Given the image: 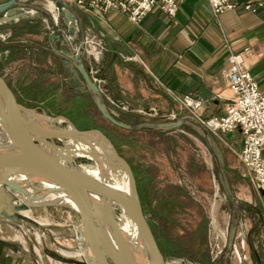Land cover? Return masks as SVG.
<instances>
[{"label": "rangeland", "instance_id": "374dc122", "mask_svg": "<svg viewBox=\"0 0 264 264\" xmlns=\"http://www.w3.org/2000/svg\"><path fill=\"white\" fill-rule=\"evenodd\" d=\"M228 1L234 4L233 7L237 5L233 0ZM179 2L180 0L177 8ZM74 3L84 9L97 7L81 5L76 0ZM246 4L248 7H245ZM15 5L22 7L24 11L21 13L24 14L2 20L3 14L0 13V80L18 102L35 113L46 118L65 117L79 129L98 128L109 138L115 150L130 166L145 221L165 264H264V189L256 187L251 172L239 159L236 140L224 136L228 131L210 130L204 123L210 115L201 117L196 114L200 105L190 109L185 104V95L196 96H173L179 104L177 109H169L167 112L164 110L161 117L157 116L154 107H149L146 114L113 104L100 72V55L105 49L104 43L96 34L84 33L74 50L75 55L80 57L82 65L88 69L87 58L91 56L88 51L100 50V55L95 60L94 73L100 96L114 117L134 127L123 128L111 123L100 114L90 94L81 93L65 79L58 56L51 57L50 60L53 64L49 66L56 67L54 72L48 69V65L45 69L34 61V56L41 60L44 55L30 48L27 39L32 38V34L40 36L36 29L39 23L35 20L34 11L45 10L38 3L34 4L36 7H32L16 0ZM241 6L253 10L248 2ZM102 10L119 11L126 16L121 10ZM54 20V25L57 26V20ZM88 35L96 43L88 42L86 45L85 38ZM237 52L240 54V51ZM184 110L193 115L191 119H196L206 129L207 137L182 115ZM180 117H184L182 122L173 127H135L141 122L175 121ZM44 123L66 127L65 121ZM10 141L0 128V143L9 144L12 142ZM54 142L62 145L60 141ZM71 159L78 165H91L93 162L82 155L71 156ZM28 185L33 191L40 188L36 182ZM6 187L5 183L0 182V189ZM0 192V208H3L1 204L10 205L15 199L6 190ZM34 200H26L24 206L20 204L9 209L8 213L15 211L17 220L0 218V239L14 243L4 245L0 242L4 262L87 264L83 258L76 256L54 258L43 247L54 253H59L56 251L60 248L68 254H78L84 239L73 228L87 231L93 228L89 224L82 226L80 215L73 206L58 202L45 204ZM23 209L28 210L25 213L28 216L19 213ZM22 219L34 225L37 221L43 224L41 231L44 237L38 243L31 233H23L17 226ZM105 259L108 264H112Z\"/></svg>", "mask_w": 264, "mask_h": 264}, {"label": "crops", "instance_id": "0c3cea01", "mask_svg": "<svg viewBox=\"0 0 264 264\" xmlns=\"http://www.w3.org/2000/svg\"><path fill=\"white\" fill-rule=\"evenodd\" d=\"M19 1L32 7L38 3L45 10L34 11L40 36L32 34L27 39L30 48L44 55L41 60L34 56V61L54 72L50 60L58 56L65 79L81 93L89 94L76 67L74 50L84 33L92 32L102 40L103 84L110 101L123 109L147 114L149 107H154L161 117L166 110L177 109L173 96L189 94L200 99L197 115L221 114L235 95L224 75L229 50L240 51V67L264 90V0H233L235 7L216 15L206 0H180L173 15L153 8L138 23L119 11L81 8L74 0H58L61 11L53 6L56 0L52 4L51 0ZM246 2L253 10L241 6ZM70 27L72 32H68ZM182 115L188 120L193 116L185 110ZM224 136L236 140L239 150V129ZM2 250L0 264H9L4 262Z\"/></svg>", "mask_w": 264, "mask_h": 264}, {"label": "water", "instance_id": "95a60500", "mask_svg": "<svg viewBox=\"0 0 264 264\" xmlns=\"http://www.w3.org/2000/svg\"><path fill=\"white\" fill-rule=\"evenodd\" d=\"M15 3L16 0H4L0 2V13L3 14L2 20H10L20 14H24L21 13L24 9L20 6H16ZM54 5L58 11H61L60 1H54ZM68 32H72L71 27L68 28ZM79 53H81V51H79ZM74 60L80 77L86 84L92 101L100 114L117 126L133 128L134 126L117 119L109 112L100 96L96 81L90 80L86 72L87 68H84L78 55L74 56ZM157 116L160 117V115ZM0 117V120L4 124L2 126L3 131L11 136L13 144L15 145V148L12 150H0V170L13 169L35 173L41 178L52 180L61 185V187L70 192L75 198L78 205L77 212L80 215V221L83 225H85L86 221L85 214H83L84 208H93L92 201L90 202V196L93 195H98L100 198L106 200L108 204L115 205L116 208L134 223L139 241L143 245V253L139 256L132 253L126 238L115 227L114 216L112 211L107 209L108 206H106L105 210L102 212L101 210L96 212V209H93V214L95 216L98 214L100 216H104V214L108 216L112 238L109 239L104 231L102 232V244H98L95 243L96 236L94 230H88L86 234L83 233V246L87 244L90 248V253H87L85 258H83L87 264H108L105 258L112 264H165L163 255L158 249L145 221L130 166L126 160L118 154L109 138L100 129L76 128L65 117L70 127L45 124L44 121L52 123L51 120L54 117L48 119L18 102L6 89L1 80ZM183 119L184 117H180L175 121L141 122L136 124L135 127L154 126L167 128L179 125ZM190 121L200 128L206 137L208 136L206 129L201 126L196 119H191ZM67 139L79 141L93 149L95 153L93 157L82 154V156L88 157L93 161L91 165H96L97 163L100 170H103V168L107 166L109 170L113 172L116 168L124 171L128 176V189L123 191L104 184L103 180L97 179L83 171L78 164L72 162L71 158L60 161L57 156L60 151L56 149L58 144L54 141L57 140L63 144L64 140ZM4 156L6 159H3ZM17 158H23L25 163L14 162L12 160ZM101 160L105 166L102 165ZM0 182L5 183L7 186L10 185L5 177H2L1 173ZM44 203L46 204L48 202ZM20 204L23 206L25 205L23 201L22 203L14 205L12 209ZM1 214L0 211V218L4 217ZM3 214L8 215L13 220H17L18 217L15 211ZM0 242L4 245L14 244L4 239H0ZM104 243H120L122 247L121 251L123 252L119 250L115 251L114 249L112 250L113 252H111L108 249V245ZM43 249L54 258L63 259V257H66L65 255H61V253H54L46 247H43Z\"/></svg>", "mask_w": 264, "mask_h": 264}, {"label": "built area", "instance_id": "2783aa9c", "mask_svg": "<svg viewBox=\"0 0 264 264\" xmlns=\"http://www.w3.org/2000/svg\"><path fill=\"white\" fill-rule=\"evenodd\" d=\"M79 4L97 6L102 9H117L123 11L131 22H138L144 13L153 7H159L166 14L173 15L179 0H76ZM215 14L233 7L228 0H207ZM248 7V4L245 5ZM88 42L96 43L91 36H86ZM88 76L96 81L95 60L100 55L98 51H88ZM224 74L228 86L233 90L234 97L225 103L221 114L210 115L204 120L210 130L229 131L239 129L242 142L238 151L239 159L245 164L252 175L256 187L264 189V91L259 90L256 81L248 71L240 67L239 52H229ZM97 82V81H96ZM185 104L194 109L200 105L197 97L184 96Z\"/></svg>", "mask_w": 264, "mask_h": 264}, {"label": "bare ground", "instance_id": "6f19581e", "mask_svg": "<svg viewBox=\"0 0 264 264\" xmlns=\"http://www.w3.org/2000/svg\"><path fill=\"white\" fill-rule=\"evenodd\" d=\"M90 80L94 81L91 78H90ZM50 118H52V117H49L48 119H50ZM51 121L52 122L65 121L66 127H68V126L70 127V124L62 116L54 117ZM3 125L4 124L0 120V128L2 131H3V129H2ZM5 134L12 141L11 136L8 133H5ZM14 148H15V145L13 144V141L9 144L0 143V150L1 149L2 150H12ZM56 149L60 151L59 155H57L58 158L60 159V161L70 159L71 156H73V155L84 154V155H87L89 157L95 156V153L93 152V149L91 147L85 145L84 143L76 141V140H70V139L64 140L63 144L57 145ZM97 154H98V152H97ZM3 159H6V157L4 156ZM12 160L14 162L25 163V161H23V158H17V159H12ZM101 163H102V165L104 164L102 162V160H101ZM78 166L83 171L90 174L91 176H93L97 179L103 180L104 184H106L108 186H111V187H114L116 189H120L123 191H126L128 189V176L124 171H122L120 169L116 168L113 172V171L109 170V168L107 166L103 165L106 168H103V166H102L103 170H100V167L98 166L97 163H96V165L94 164V165H78ZM0 173L2 174V177H5L7 182L10 184L6 188L0 189V191L6 190L15 196V199H13L9 203L10 205L1 204V206L3 207V208H0V211L2 213L1 215L6 217L7 219L8 218L11 219V218L8 215H5L3 213H8L9 209L10 210L12 209L11 205L13 206V205H16L18 203H22L23 201L25 202L26 200L27 201L28 200L35 201L34 199H36V201H38V202H41V201H43V202H58V203L65 204V205L70 206V207L73 206L77 209L78 205H77V202H76L75 198L73 197V195L70 192H68L66 189L61 187V185L55 183L52 180H49L46 178H41V177L37 176L35 173H29L26 171L13 170V169H2V170H0ZM34 182H36L38 184V186L40 187L38 189V191L31 190L30 189L31 186L28 185V184H31ZM18 193L20 194L19 196L17 195ZM91 201H92V207L93 208H89V207L87 209L84 208L83 214H85V220L86 221H85V225H83V223H82V226L86 227V225L89 224V226L91 228H93L94 234L96 236L95 243L102 244V238H103L102 232H104V231H105V233L109 239L112 238L111 237V229H110L111 226H110V223L108 221V216L105 214H104V216H100L99 214L97 216H95L93 214V209H96V212H99L100 210L102 212L103 210H105L106 206H108L107 209H110L113 213L115 227L126 238L132 253L136 256L141 255L143 253V245L139 241L138 233H137V230H136L134 223L125 214H123L118 208H116L115 205L108 204L106 202V200L100 198L98 195L90 196V202ZM27 211H28L27 209H23V210H20L19 213L23 216H28L27 214H25ZM35 223H37V224L34 225V223L31 224V223H28L27 220L22 219L17 223V226L21 229V231L23 233H31L33 235L35 241L38 243V241H40L44 237L43 232L41 231V228H42L41 226L43 224L38 222V221ZM76 228L74 227L73 231L75 232L76 230H78V234L80 236H82L84 239L83 233L86 234L88 232L87 229L81 230L78 227H76ZM104 244L108 245V249L111 252H113L112 251L113 249L115 251H118V250L121 251L122 250L120 243H104ZM86 245L87 244H85V246H83L80 250L76 249V251L78 250L79 254L83 253L84 255L63 254L59 250H58V252L61 253L62 255H65V256L67 255V256H76L79 258L80 257L85 258L87 253H90V251H89L90 248L88 247V245L87 246ZM58 249H60V248H58ZM121 252H123V251H121ZM121 255H122V253H121ZM88 264H94V263H88Z\"/></svg>", "mask_w": 264, "mask_h": 264}]
</instances>
